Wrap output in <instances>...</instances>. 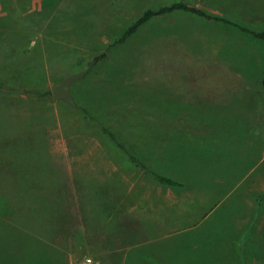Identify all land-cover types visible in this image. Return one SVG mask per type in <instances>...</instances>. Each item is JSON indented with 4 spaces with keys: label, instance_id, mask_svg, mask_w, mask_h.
<instances>
[{
    "label": "rangeland",
    "instance_id": "1",
    "mask_svg": "<svg viewBox=\"0 0 264 264\" xmlns=\"http://www.w3.org/2000/svg\"><path fill=\"white\" fill-rule=\"evenodd\" d=\"M178 1L264 30V0H0V264H264V42L177 12L107 53ZM90 63L76 107L42 96Z\"/></svg>",
    "mask_w": 264,
    "mask_h": 264
},
{
    "label": "trees",
    "instance_id": "2",
    "mask_svg": "<svg viewBox=\"0 0 264 264\" xmlns=\"http://www.w3.org/2000/svg\"><path fill=\"white\" fill-rule=\"evenodd\" d=\"M177 12L178 13H185V14H189V15H194V16H196L198 18H202L206 21L221 23L224 25H228V26L237 28L241 32H243L244 34L250 35L254 39H257L259 41L264 42V30L256 31V30L249 29V28L244 27V26H242V25H240V24H238V23H236L230 19L212 15V14L208 13L207 11H205L204 9L188 5L182 1H178V2H173V3H170L168 5L162 6L158 9H155V8L147 9L141 16H139L129 26V28L126 30V32L120 38H118L113 44L109 45V47L107 48V53L112 48L125 43L130 37H132L134 34H136L142 27H144L146 24L151 22L153 19H155L157 17L171 15V14H174ZM107 57H108L107 54L104 53V54L99 55L95 60H96V62H99L101 60L107 59ZM14 90H15L14 88H12L11 86H8L4 81L0 80V92H12ZM51 95H52L51 91H48V92H45L42 94L43 97H49ZM83 111L86 114V116L89 117L88 111L86 109H84ZM102 130L113 141L117 142L116 135L108 127L102 126ZM120 147H122V146H120ZM129 158L133 163L140 166V168L147 170V172L150 173V175H152L153 179L159 185H164L167 187H183V185L181 183H179L178 181H176L175 179L152 171L150 168L145 166L137 158L130 156V155H129Z\"/></svg>",
    "mask_w": 264,
    "mask_h": 264
},
{
    "label": "crops",
    "instance_id": "3",
    "mask_svg": "<svg viewBox=\"0 0 264 264\" xmlns=\"http://www.w3.org/2000/svg\"><path fill=\"white\" fill-rule=\"evenodd\" d=\"M119 215V214H118ZM118 217V216H117ZM189 218L182 217L178 218V216L169 217L166 214H156V215H148V214H138V215H123L119 216L117 219L118 225L120 226L121 230L125 231H132L136 230L139 235L146 236L148 238H157V237H164V236H171L174 233H165V230H177L181 227H188L191 224L186 223L188 222ZM128 221V222H127ZM123 222V223H122ZM183 222V223H182ZM190 229V228H187ZM153 241H160V240H151L149 243Z\"/></svg>",
    "mask_w": 264,
    "mask_h": 264
},
{
    "label": "water",
    "instance_id": "4",
    "mask_svg": "<svg viewBox=\"0 0 264 264\" xmlns=\"http://www.w3.org/2000/svg\"><path fill=\"white\" fill-rule=\"evenodd\" d=\"M92 65L93 63H90L89 68L87 70L78 74H72L68 76L60 85L54 87L51 91L54 99L57 101H64L73 108L76 107L71 94V86L75 81L84 78L92 68Z\"/></svg>",
    "mask_w": 264,
    "mask_h": 264
},
{
    "label": "built area",
    "instance_id": "5",
    "mask_svg": "<svg viewBox=\"0 0 264 264\" xmlns=\"http://www.w3.org/2000/svg\"><path fill=\"white\" fill-rule=\"evenodd\" d=\"M80 264H94V263L92 262L91 259H87V260L81 262Z\"/></svg>",
    "mask_w": 264,
    "mask_h": 264
}]
</instances>
